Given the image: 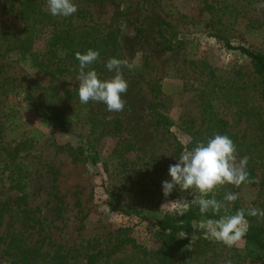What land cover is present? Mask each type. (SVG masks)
Segmentation results:
<instances>
[{"label": "rangeland", "instance_id": "374dc122", "mask_svg": "<svg viewBox=\"0 0 264 264\" xmlns=\"http://www.w3.org/2000/svg\"><path fill=\"white\" fill-rule=\"evenodd\" d=\"M5 1L8 0H0V29L12 26V20L6 13L8 5L4 4ZM202 1L112 0L100 4L88 0H73L77 8L86 11L94 22L119 29V51L123 60L133 65L131 71L126 68L124 73L129 86L127 93L122 94V99L125 101L122 112H110L106 105L91 101L92 108L100 110L106 121L119 120L122 130L116 137L107 136L95 141L91 138L85 140L78 128L54 125L47 119L36 116L29 105H23L24 130L28 133L35 130L41 132L35 151L37 158L29 178V196L24 203H20L18 201L20 195L0 183V211L5 203H9L12 207L18 206L30 210L39 219V224L25 234L26 244L41 245L42 251L68 252L69 259L64 264H88L85 254L93 252L91 246L95 240H100L95 249H102L105 240L114 242L117 238L132 239L138 246L149 251L158 250L164 242L174 246L181 242L182 253L186 258L192 254L196 243L209 242L212 246L208 249L207 257L214 256L212 251L215 252V256L212 257L213 264H226L227 261L231 264L261 263V259L246 248L243 240L236 246L228 247L209 238L206 224L212 219H202L193 223V230L189 234L166 238L159 232L157 220L167 218L179 220L181 217L176 205L164 204L177 201L181 197L191 200L190 191L195 193V190L184 192L178 190L165 197L160 192L164 180L152 173L146 176V185H144L146 195L139 193L134 195L128 190L130 187H136L135 177L131 179L133 181L131 186L121 192L115 187V180L117 182L120 177H115V180L114 177H108L117 161L107 163V171L104 168L103 162L108 160L114 148L122 141L130 143L133 147L126 159L130 163H137V166L133 167L135 170L138 166L139 171H143L142 168L149 170L150 166L155 164L149 158L159 157L160 161L170 158L174 164L177 163L178 158H175L172 149L169 148V142L174 138L186 146L190 139L179 127L181 120L186 118L199 120L196 95L183 91L184 80L191 74H196V72L191 73L189 60H198L200 64L203 62L225 74L240 67L251 70L247 57L237 51L227 50L208 34L206 25L210 17L201 11ZM207 1L217 5L223 1L234 0ZM259 3H264V0H260ZM255 5L256 3L252 6ZM245 19L252 20V26H248L246 20L240 24L239 19L236 27L228 33L229 43L232 46L241 45L264 53L262 11L249 12ZM163 23H169L173 28L175 33L173 42L179 46L178 55L162 52L157 46V31ZM13 27L18 29L19 24L13 23ZM45 35L36 36L35 48L42 49L41 42ZM145 56L152 61L153 72L160 83L161 94L158 97H155L145 81L138 77V73L140 74L144 67L142 60ZM0 66H2V75L6 76L8 83L11 86H19L16 89L18 95L9 96L7 101L10 103L23 100L29 91L35 92L37 96L40 89L54 86L58 91L61 88L69 90L75 83L68 79L53 80L48 75L35 70L27 58L15 52L7 54L0 51ZM156 102L162 105L160 111L174 122L168 133L153 127L149 112L151 105ZM221 116L232 133L240 136L246 128L243 120L236 118L230 110H223ZM61 146H71L73 149L84 148L85 151L87 150L85 155L89 154L90 157L74 160L68 153L57 149ZM240 158L237 155V159ZM255 170L258 182L261 178L258 162ZM56 186L59 187V195L63 196L60 201L54 198ZM117 187L120 188V182ZM150 191L155 193L152 200ZM110 193H117L120 206L131 213L126 215L118 211L116 205V209H112L108 203ZM236 193L243 208H256L255 205L260 199L258 183L242 184ZM77 200L81 208L77 207ZM58 202L62 204L59 208ZM190 206L197 205L191 204L186 210ZM9 216L6 213L0 220V236L11 229ZM131 246V244L127 245L120 253L96 264H113L116 259L131 254L133 250ZM236 257L242 261H238ZM0 264H12L11 259L5 254L3 245H0Z\"/></svg>", "mask_w": 264, "mask_h": 264}, {"label": "trees", "instance_id": "16d2710c", "mask_svg": "<svg viewBox=\"0 0 264 264\" xmlns=\"http://www.w3.org/2000/svg\"><path fill=\"white\" fill-rule=\"evenodd\" d=\"M88 1L102 4L112 0ZM259 1H223L217 5L207 0L201 2V11L210 17L206 25L208 34L227 50L237 51L247 57L251 70H244L240 67L225 74L203 62L200 64L198 60H189L190 71L196 74H193L195 76L191 74L184 80L183 91L196 95L199 104V120L182 119L179 127L189 137V143L184 146L172 138L168 146L172 149L175 158H179L185 148L191 150L197 142L206 141L213 134L227 135L235 144L237 155L241 158L244 156L249 158L246 169L248 179L242 184H259L260 199L255 207L264 210V53L241 45L232 46L228 41V33L236 27L239 19L240 24L246 20L247 25L252 26V20L245 19L249 12L261 10L262 23H264V9L252 6ZM4 4L8 5L6 13L12 20V26L0 29V51L22 55L29 60L31 67L53 80L75 81L74 86L69 90L61 88L58 91L56 87L49 86L40 89L37 96L35 92L29 91L23 100L10 103L7 101L9 96H17L16 89L19 86H11L8 83L6 76L2 75V66H0V183L18 193L20 195L18 201L24 203L29 196V178L37 158L35 151L38 139L41 138V132L35 130L28 133L24 130L23 105H29L36 116L47 119L54 125L78 128L85 140L91 138L95 141L107 136L116 137L122 130L119 120L106 121L100 110L92 108L91 101L87 104L79 101L78 81L76 80L78 61L75 58V52L80 51L83 54L89 48L99 51V60L91 67L97 71L102 80L113 75L105 68V62L113 57L122 60L123 58L118 45L119 29L94 22L83 9L77 8L76 13L69 17H60L49 13L46 0H8ZM13 23L19 24V28L13 27ZM172 29L169 23L159 26L157 46L162 52L178 55L179 46L173 42L175 33ZM39 34H46L41 42L42 49L34 46V40ZM151 62L149 57L143 58L144 67L140 74L138 73V77L145 81L150 91L158 97L161 94V87L153 72ZM122 71L125 73L126 68ZM161 106L159 102L152 104L149 115L152 117L154 129L168 133L169 129L174 126V122L160 111ZM223 110H230L236 118L245 123L246 128L240 136L229 131L227 122L221 116ZM57 149L68 153L74 160L90 157L89 154L85 155L87 150L85 151L84 148L73 149L71 146H61ZM132 149L130 143L122 141L114 148L108 160L103 162L105 171H107L106 164L114 162L113 160L117 161L108 177H114V180L115 177H120L117 182L115 180V187L118 190L123 192L131 186L133 183L131 179L135 177L136 187H130L128 190L134 195L137 193L146 195L147 192L144 190L146 176L152 173L159 175L163 180H170L168 168L169 165L174 164L170 158H165L163 161H160L159 157L149 158L155 164L151 165L149 170L142 168L143 171H139V166L137 170L134 169L137 163H130L126 159ZM257 162L261 169V178L258 182L255 172ZM118 182H120V188L117 187ZM58 189L59 187H54V198L60 201L63 196L59 195ZM178 190L176 188L172 192ZM237 190L238 187L225 184L215 190V198L223 202L226 193H236ZM160 192L163 193L162 189ZM150 193L152 200L155 193L151 191ZM118 198L117 193H110L108 200L110 207L116 209L117 206L118 211L126 215L130 214L131 212L120 206ZM61 205V202H58L57 207ZM77 207L81 208L79 200H77ZM240 208L243 207L239 203V198L228 205L231 214ZM6 213L10 215L11 229L5 232V235L0 236V245L5 246V254L11 259L12 264H64L69 259L68 252L42 251L41 245L30 246L25 243V234L39 224V219L30 210L21 209L18 206L12 207L9 203H5L0 211V220ZM223 213L222 209L219 214H214L211 210L202 214L198 206H190L179 220L161 219L157 220L156 225L161 234L166 238H172L181 234H189L195 222L202 219H219ZM245 218L249 227L243 238L244 244L251 253L261 259L260 264H264V219L258 223L257 217L248 216L247 212ZM105 242L102 244L105 245L102 249H95L100 240L93 242L91 246L94 249L93 252L85 254L88 264H96L105 258H110L120 253L129 244L132 245V253L116 259L113 264H213L212 257L215 256V252L212 251L214 256L207 257L208 249L212 246L209 242L196 243L189 258L183 255L181 242L176 246L164 242L156 251H149L138 246L132 239L117 238L114 242H109V240ZM236 259L242 261L238 257Z\"/></svg>", "mask_w": 264, "mask_h": 264}, {"label": "clouds", "instance_id": "9594fccd", "mask_svg": "<svg viewBox=\"0 0 264 264\" xmlns=\"http://www.w3.org/2000/svg\"><path fill=\"white\" fill-rule=\"evenodd\" d=\"M257 9H264V3H257ZM46 8L52 16L69 17L76 13L77 6L73 0H46ZM97 50L87 49L85 53L75 52L78 61V97L82 104L89 101L106 105L108 111L120 113L124 110L125 101L122 94L128 90V82L124 78L123 68L132 70L133 65L127 60L109 58L105 68L113 75L107 79H100L97 71L91 66L99 60ZM237 149L227 135L213 134L206 141H199L195 146L181 153L177 163L169 165L168 176L170 180L162 181V192L168 197L178 188L181 192L190 191L191 200L181 197L177 201H170L164 205L174 204L176 210L183 215L186 207L195 204L199 211L207 213L211 210L219 214L223 209L224 214L219 219L208 220L206 224L207 236L228 247L238 245L247 234L249 227L245 218L257 217V222L264 219V210L258 208L238 209L234 214H229L228 205L238 199V193L228 192L223 197V202L215 198V190L225 184L239 187L248 179L246 170L248 156L237 159ZM91 170V169H90ZM211 198H208V197ZM184 236V235H183ZM226 264H231L227 261Z\"/></svg>", "mask_w": 264, "mask_h": 264}]
</instances>
